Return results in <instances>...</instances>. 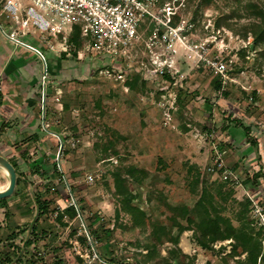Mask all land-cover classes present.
Wrapping results in <instances>:
<instances>
[{
  "label": "rangeland",
  "instance_id": "1",
  "mask_svg": "<svg viewBox=\"0 0 264 264\" xmlns=\"http://www.w3.org/2000/svg\"><path fill=\"white\" fill-rule=\"evenodd\" d=\"M253 1L264 9V0ZM1 5L0 0V9ZM184 9L179 13L191 20L193 6L186 12ZM0 22L4 24L2 19ZM249 22L234 0L203 2L197 25L186 33L188 41L175 45L179 71L172 83L155 79L130 86L135 77L132 69L124 82L98 72L82 80H61V85L80 83L48 91L52 104H61L59 109L52 107L62 112L56 125L75 139L76 146L67 145L59 161H50L37 177L34 172L19 174L18 170L22 184L15 187L12 196L26 195L30 205L40 194L51 207L79 200L85 224L86 214L102 217V226L96 223L94 227L100 235L98 250L107 258L129 264H236L238 257L230 252L231 240L203 249L196 242L194 226L182 219L179 221L189 229L180 232L177 245L167 241L163 232L155 237L158 228L178 232L171 226L172 213L165 203L192 206L205 186L213 201L221 205L219 219L235 226L239 224V202L249 200L246 218L255 231L260 229L264 244V42L254 45L250 33L244 37ZM62 35L70 38L67 44ZM62 35H46L48 39L42 44L52 43L56 48L68 45V58L78 69L102 61L101 55L83 54L87 38L80 34L79 23L67 25ZM75 46L82 52L73 53ZM214 58L226 61L228 68L220 90L213 84L221 75L207 63ZM135 60L127 57L124 62L134 64ZM167 107L172 117L169 122L164 120ZM246 126H250L249 135L244 131ZM215 150L221 154L220 169L214 165ZM130 166L148 172L140 182L128 179L124 184L133 196L131 204L144 210L138 224L123 212L113 181L115 173L124 175ZM87 174L93 175L94 181H86ZM197 176L193 193L191 183ZM5 183L8 177L0 168V186ZM116 209L120 210L118 215ZM38 226L55 234L45 247L39 243V254L33 257L37 264H55L57 260L76 264L71 241L81 239L77 221L65 228L55 225L54 215L48 214L40 218ZM10 248L6 243L0 245V256L12 255Z\"/></svg>",
  "mask_w": 264,
  "mask_h": 264
},
{
  "label": "built area",
  "instance_id": "2",
  "mask_svg": "<svg viewBox=\"0 0 264 264\" xmlns=\"http://www.w3.org/2000/svg\"><path fill=\"white\" fill-rule=\"evenodd\" d=\"M0 34L7 41L34 52L41 61V81L47 83L50 65L45 51L30 43V38L40 42L47 40L46 35L58 36L72 22L80 24V34L87 38L86 50L83 54H96L112 60L111 68L103 67L98 71L115 81L124 82L126 73L131 69L144 81L155 79L172 83L179 68L177 49L180 42L185 45L187 32L195 27V23L187 20L184 13H179L186 6L185 0H1ZM158 13H157V12ZM179 16L173 23L174 16ZM30 28H33L32 30ZM37 36L32 35L34 31ZM71 31V27L68 28ZM71 35V34H69ZM65 44L69 41L62 35ZM56 52L68 51V45L56 48L54 44L46 45ZM78 46V45H77ZM75 46L73 50L81 53ZM197 47V45H194ZM93 56V55H92ZM127 57H136L134 64L124 62ZM207 63L215 68L218 74L225 76L227 63L224 60L208 59ZM2 85L0 82V93ZM43 91V101L45 98ZM172 107V106H171ZM170 107L164 111L165 122L171 121ZM70 147H75L76 141L71 140ZM66 144L60 141L57 150V161ZM214 165L222 167L221 154L215 150ZM59 166V164H58ZM60 167V166H59ZM212 170L213 168H209ZM86 181H94L91 174L86 175ZM75 204V200L71 201ZM79 224L77 234H84L88 248L80 241L74 240L75 253L82 258L78 264H106L102 259L96 243L89 234L84 218L77 212L75 218ZM71 224V222L69 223Z\"/></svg>",
  "mask_w": 264,
  "mask_h": 264
},
{
  "label": "trees",
  "instance_id": "3",
  "mask_svg": "<svg viewBox=\"0 0 264 264\" xmlns=\"http://www.w3.org/2000/svg\"><path fill=\"white\" fill-rule=\"evenodd\" d=\"M208 1L210 0H199L198 2L197 0H185L186 6L184 11L186 12L189 7L193 6V18L191 19V21L195 24L196 16L202 3H208ZM234 1L238 4L240 11L245 13V16L250 19V22L247 24L244 37H246L247 34L250 33L252 36V44L255 45L257 43L264 42V9H262L261 6L253 0ZM178 19V15L174 16L173 23H177ZM216 26H219V21L216 22ZM74 53L76 54L75 51ZM101 59L102 61L96 60L92 62L93 66L91 67V74L97 73L105 66H108L110 68L112 67L110 65V62H112V60L105 56L101 57ZM106 59L109 61L107 62ZM165 79L172 80L170 77H166ZM138 81H140L142 85H144L145 83L143 79H140L138 75H135L130 86H136ZM221 84L222 81L221 77L219 76L214 80V88L216 90H220ZM239 124H241V122ZM244 131L247 135H249L250 126L244 127ZM11 163L17 172L16 164L14 162ZM147 173L148 172L145 169H139L137 167L130 166L127 168V170H125L124 175H121V173L117 172L113 176L114 188L116 193L120 196L121 208L123 212L129 214L132 217L131 221L133 224L140 223L145 216V213L144 210H142L138 206H134L131 204L133 196L125 190L124 184L126 183V181H128V179L140 182L142 178L147 175ZM62 179L63 176L60 175L59 180ZM19 181L20 176L17 175V184L19 183ZM197 185L198 176L194 177L193 182L191 183V189L193 193L196 192L195 188ZM216 191L220 192L219 187ZM57 193L60 194L59 188ZM199 195L200 196L198 200H196L192 206H188L187 204L172 205L169 203H165L167 209L172 213V215L169 217V219L171 220V226L175 227L178 232L177 234H173L171 230H167L166 227L160 229L158 228V233L155 237L160 236L163 232L167 241H169L173 245H177L179 242L180 232L189 229L179 221V219H182L187 223V225L194 226V229H192L194 230V232H196V242L203 249H210L212 244L219 241L231 240L230 252L233 253L234 256L238 257L236 264H264V244L261 240V231L260 229L255 231L251 220L246 218L249 208V200L239 202L241 209L236 214V220L239 224L238 226H235L230 222H223L219 219L218 211L220 210L221 205L213 201L212 192L207 187H202ZM223 199L225 200L226 197H224ZM5 200V198L0 199V203H4ZM34 202L37 213L35 221L32 225L27 227L24 226L18 229L16 232H13L9 236L8 239L14 240V243L12 244L13 254H6V256L3 257L0 256V264H37V261L34 260L33 257L35 258L36 255L39 254L37 250L39 243L42 242L41 245L45 247L51 239V236L55 234L53 232L54 230L38 228L36 224L37 219L43 215L47 216L48 214H53L55 225L62 227L66 226L65 228H69V223L76 218L77 212L81 211V209L79 208V200L75 201L76 206L70 203L62 209H60L59 206L51 207L49 200L43 198L40 194H36L34 196ZM120 210H115L117 215L119 214ZM89 217H91L90 220ZM86 218L88 219L86 227L89 234L94 239L96 247L98 249L97 242L98 240H100V235L98 232V228H95L94 226L96 223L102 226V217L98 216V214L93 213L91 214V216H88L86 214ZM75 230L76 228L74 229V231ZM106 231L107 230H104V232ZM22 233H25L24 238L23 236H19ZM79 237L81 238L80 242L83 247L88 248L86 236L82 233L79 234ZM147 253H150L149 250H147ZM172 253H174V256H177L174 250L172 251ZM100 255L106 264H129L127 262L116 260L114 258H107L105 256H102V254ZM75 257L76 264L82 262V258L79 255L76 254ZM55 264H62V262L60 260H57Z\"/></svg>",
  "mask_w": 264,
  "mask_h": 264
},
{
  "label": "crops",
  "instance_id": "4",
  "mask_svg": "<svg viewBox=\"0 0 264 264\" xmlns=\"http://www.w3.org/2000/svg\"><path fill=\"white\" fill-rule=\"evenodd\" d=\"M28 41L45 51L50 65L49 77L44 88L40 77V58L34 52L12 44L0 34V154L14 162L20 173L29 172L31 175L34 172L32 175L37 177V172H42L45 165L57 160L60 141L67 146L72 139L75 140L56 125L62 112L52 110V107L59 109L61 104H52L48 91L53 88L66 90L74 84L79 85L75 82L61 85V80L89 78L92 69L88 64H83L79 69L73 67L68 58L70 51H53L35 38ZM44 89L46 95L43 101ZM5 199L4 203H0V245L6 243V248H10L14 240L8 239L9 236L24 226L32 225L37 213L33 200L27 205L29 198L26 195L14 194ZM63 207L59 206L60 209ZM41 217L37 219V226Z\"/></svg>",
  "mask_w": 264,
  "mask_h": 264
},
{
  "label": "water",
  "instance_id": "5",
  "mask_svg": "<svg viewBox=\"0 0 264 264\" xmlns=\"http://www.w3.org/2000/svg\"><path fill=\"white\" fill-rule=\"evenodd\" d=\"M0 168L6 172L8 177V183L6 187L0 190V199L9 197L13 194L16 184H17V175L16 170L12 163L3 155L0 154Z\"/></svg>",
  "mask_w": 264,
  "mask_h": 264
},
{
  "label": "bare ground",
  "instance_id": "6",
  "mask_svg": "<svg viewBox=\"0 0 264 264\" xmlns=\"http://www.w3.org/2000/svg\"><path fill=\"white\" fill-rule=\"evenodd\" d=\"M4 171V170H3ZM5 175H6V172L4 171ZM6 186H2L0 187V190L4 189Z\"/></svg>",
  "mask_w": 264,
  "mask_h": 264
}]
</instances>
